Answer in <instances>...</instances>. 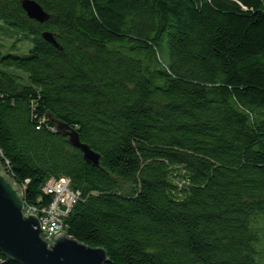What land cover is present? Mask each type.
Here are the masks:
<instances>
[{"label": "trees", "instance_id": "16d2710c", "mask_svg": "<svg viewBox=\"0 0 264 264\" xmlns=\"http://www.w3.org/2000/svg\"><path fill=\"white\" fill-rule=\"evenodd\" d=\"M35 1L43 23L0 0V163L24 204L67 177L64 233L106 264H264V0Z\"/></svg>", "mask_w": 264, "mask_h": 264}, {"label": "water", "instance_id": "95a60500", "mask_svg": "<svg viewBox=\"0 0 264 264\" xmlns=\"http://www.w3.org/2000/svg\"><path fill=\"white\" fill-rule=\"evenodd\" d=\"M26 15L39 23L45 22L49 15L35 0H19ZM44 39L61 48L53 35L44 31ZM69 143L79 149L83 158L98 165L99 154L79 140L78 134L67 125L58 123ZM24 198L22 188L4 173L0 163V253L7 259L20 264H106L107 254L102 248L89 247L70 236L59 233L53 243L42 238V228L38 215L23 214Z\"/></svg>", "mask_w": 264, "mask_h": 264}, {"label": "built area", "instance_id": "2783aa9c", "mask_svg": "<svg viewBox=\"0 0 264 264\" xmlns=\"http://www.w3.org/2000/svg\"><path fill=\"white\" fill-rule=\"evenodd\" d=\"M42 190L51 196V202L43 206L25 204L23 214L38 215V221L43 230L42 238L52 244L57 234L64 233L63 219L78 201L80 194L71 189L70 180L65 176L50 177L44 183Z\"/></svg>", "mask_w": 264, "mask_h": 264}, {"label": "bare ground", "instance_id": "6f19581e", "mask_svg": "<svg viewBox=\"0 0 264 264\" xmlns=\"http://www.w3.org/2000/svg\"><path fill=\"white\" fill-rule=\"evenodd\" d=\"M25 205V204H24ZM46 241V240H45ZM47 242V241H46ZM48 243V242H47Z\"/></svg>", "mask_w": 264, "mask_h": 264}, {"label": "rangeland", "instance_id": "374dc122", "mask_svg": "<svg viewBox=\"0 0 264 264\" xmlns=\"http://www.w3.org/2000/svg\"><path fill=\"white\" fill-rule=\"evenodd\" d=\"M65 234V233H64Z\"/></svg>", "mask_w": 264, "mask_h": 264}]
</instances>
